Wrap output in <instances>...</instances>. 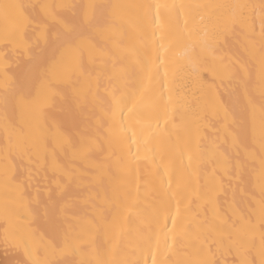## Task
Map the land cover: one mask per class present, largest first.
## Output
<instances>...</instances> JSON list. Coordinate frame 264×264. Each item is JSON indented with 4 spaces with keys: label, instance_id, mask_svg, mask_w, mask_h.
<instances>
[{
    "label": "snow or ice",
    "instance_id": "snow-or-ice-1",
    "mask_svg": "<svg viewBox=\"0 0 264 264\" xmlns=\"http://www.w3.org/2000/svg\"><path fill=\"white\" fill-rule=\"evenodd\" d=\"M3 21L30 61L12 103L28 140L0 127L29 167L0 185L10 200L30 186L51 222L24 247L6 216L28 264H218L221 250L264 264V195L246 191L251 174L264 194V167L249 172L264 154V0H34ZM234 83L229 106L218 89ZM54 95L64 118L45 140Z\"/></svg>",
    "mask_w": 264,
    "mask_h": 264
},
{
    "label": "clouds",
    "instance_id": "clouds-1",
    "mask_svg": "<svg viewBox=\"0 0 264 264\" xmlns=\"http://www.w3.org/2000/svg\"><path fill=\"white\" fill-rule=\"evenodd\" d=\"M99 3H107L108 0H98ZM4 21L0 19V91L11 98V103L3 110H0V119L7 116L14 120L18 126V138L22 141H27L29 137V130L19 121L16 114L13 113V92L15 89L27 87L26 75L30 61L22 53L14 54L7 39L3 36ZM222 50L227 53L233 51L232 41L229 40L225 45H222ZM39 51V48L33 47V54ZM9 57L10 59H6ZM46 60L55 58V54L43 53ZM179 63V60L177 61ZM207 78V77H206ZM42 76L38 73L36 79L32 82V89L34 92L39 90ZM49 87L53 89L67 90L71 86L64 83L49 79ZM235 87L239 89L238 84H225L218 90L225 103L230 105V91L229 89ZM62 101L61 95H54L49 107L44 109L40 117L42 126V136L45 140L50 139V133L56 130V126L61 122L63 114L60 111ZM264 102V101H261ZM241 139L244 143L251 146V138L246 137L243 133V125L241 126ZM9 135L0 127V177L4 175L6 170L15 165L17 171V179L24 175V170L29 167L28 156L23 152L9 151ZM264 167V154L259 155L257 160L249 163V172L253 169ZM246 191L255 193L256 196L264 195L256 191L254 187V180L251 174L246 178ZM225 210L228 209V204L224 205ZM245 205L241 203V208ZM42 204H39L34 199L32 188L25 186V192L22 197H17L14 200L6 199L2 185H0V264H28L24 252L21 247L13 242L4 239L2 233L6 225L4 220L6 216L11 217L13 221L12 232L17 240H23V246L27 247L26 235L31 232L33 235L39 236L46 232L50 226V220L46 218L41 212Z\"/></svg>",
    "mask_w": 264,
    "mask_h": 264
},
{
    "label": "bare ground",
    "instance_id": "bare-ground-1",
    "mask_svg": "<svg viewBox=\"0 0 264 264\" xmlns=\"http://www.w3.org/2000/svg\"><path fill=\"white\" fill-rule=\"evenodd\" d=\"M34 0H0V19L3 18L4 14V5L6 4H14L19 3L24 6L33 3ZM11 103V98L0 91V110H3L6 106ZM64 118V117H62ZM253 264L255 261V257H251ZM217 261L218 264H237V256L235 253H229L227 250H221L217 253Z\"/></svg>",
    "mask_w": 264,
    "mask_h": 264
}]
</instances>
